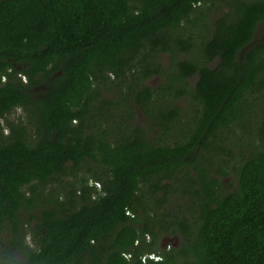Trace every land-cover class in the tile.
<instances>
[{
	"label": "trees",
	"instance_id": "16d2710c",
	"mask_svg": "<svg viewBox=\"0 0 264 264\" xmlns=\"http://www.w3.org/2000/svg\"><path fill=\"white\" fill-rule=\"evenodd\" d=\"M261 22L264 0H0V264H264Z\"/></svg>",
	"mask_w": 264,
	"mask_h": 264
},
{
	"label": "rangeland",
	"instance_id": "374dc122",
	"mask_svg": "<svg viewBox=\"0 0 264 264\" xmlns=\"http://www.w3.org/2000/svg\"><path fill=\"white\" fill-rule=\"evenodd\" d=\"M220 14V11H218L217 9H214L212 8L211 10V17H210V20H214L215 17H217L218 15ZM264 32V22H261L258 26V30H257V35H256V40H259L261 38V34ZM161 62L163 64L164 67H167L168 65H170V56L169 55H162L161 56ZM197 80V76H193L191 79H190V83L191 82H195ZM164 82V79L162 76H154L150 79H148L147 83L151 86H156L158 84H162ZM43 87L42 86H39L37 88L34 89V93L35 95H38L41 91H42ZM256 101H253V106L251 108V113L252 115H258L259 114V111L257 110V106L258 104H261L260 102L261 101H264V98L258 100V99H255ZM191 103L187 100V99H181L179 101V105L182 106L183 108V113L184 114H188V112L191 110ZM21 108H17L15 109L10 115H8L7 118H2L0 121H1V124L2 125H5L6 124V121L7 120H18L20 117H21ZM182 113V114H183ZM136 118H137V122L143 126H145L147 129L150 130V128L152 127L150 125V122H148V119L146 118V116L140 111V109L138 108L137 109V112H136ZM254 118V117H253ZM252 118V119H253ZM251 119V120H252ZM251 122V121H250ZM249 123H247L245 126L249 129H253L254 127L251 126L249 127ZM233 130H226V134L227 136H230L229 137V140L231 142H238L239 144H242V142L245 141L246 139V135L247 133L246 132H243V127L241 126H233L232 127ZM8 130H5V133H7ZM232 131H236L237 133L236 134H231ZM243 132V133H242ZM3 240L5 241V239L3 238ZM164 242L167 243H172V244H179L180 243V237L178 235H174V236H168L165 238ZM156 259L158 257H155Z\"/></svg>",
	"mask_w": 264,
	"mask_h": 264
},
{
	"label": "built area",
	"instance_id": "2783aa9c",
	"mask_svg": "<svg viewBox=\"0 0 264 264\" xmlns=\"http://www.w3.org/2000/svg\"><path fill=\"white\" fill-rule=\"evenodd\" d=\"M150 256H151V257H154V258H155V257H158V256L155 255V254H151ZM158 258H159V257H158ZM155 259H156V258H155Z\"/></svg>",
	"mask_w": 264,
	"mask_h": 264
}]
</instances>
